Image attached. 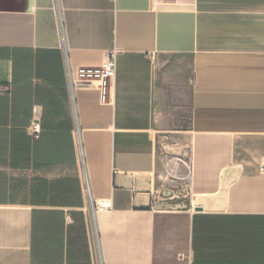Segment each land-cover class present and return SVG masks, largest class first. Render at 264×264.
<instances>
[{"label":"crops","instance_id":"crops-1","mask_svg":"<svg viewBox=\"0 0 264 264\" xmlns=\"http://www.w3.org/2000/svg\"><path fill=\"white\" fill-rule=\"evenodd\" d=\"M263 163L264 0H0V264H264Z\"/></svg>","mask_w":264,"mask_h":264},{"label":"built area","instance_id":"built-area-1","mask_svg":"<svg viewBox=\"0 0 264 264\" xmlns=\"http://www.w3.org/2000/svg\"><path fill=\"white\" fill-rule=\"evenodd\" d=\"M60 28L63 31L61 15H59ZM63 33V32H62ZM64 35H62V38ZM66 70L68 77V89L71 93L73 102L76 100V92L80 88H92L97 86L101 93V102H109L110 83L115 80L117 74V56L118 51H113L101 66H82L76 71L71 68L68 54L65 53ZM35 132H40V124H35ZM77 150L81 158V187L89 211L97 213L109 209V205L104 201L95 199L92 191V185L86 170L83 142L80 131L74 133ZM261 172L264 173V163L261 166Z\"/></svg>","mask_w":264,"mask_h":264},{"label":"rangeland","instance_id":"rangeland-1","mask_svg":"<svg viewBox=\"0 0 264 264\" xmlns=\"http://www.w3.org/2000/svg\"><path fill=\"white\" fill-rule=\"evenodd\" d=\"M97 264H100V261H99V252H97Z\"/></svg>","mask_w":264,"mask_h":264},{"label":"water","instance_id":"water-1","mask_svg":"<svg viewBox=\"0 0 264 264\" xmlns=\"http://www.w3.org/2000/svg\"><path fill=\"white\" fill-rule=\"evenodd\" d=\"M172 196V195H171Z\"/></svg>","mask_w":264,"mask_h":264}]
</instances>
